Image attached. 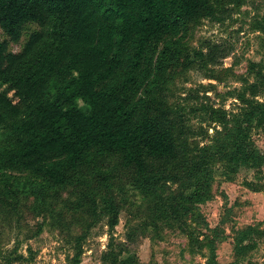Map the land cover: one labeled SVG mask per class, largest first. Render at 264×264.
<instances>
[{"label": "trees", "instance_id": "16d2710c", "mask_svg": "<svg viewBox=\"0 0 264 264\" xmlns=\"http://www.w3.org/2000/svg\"><path fill=\"white\" fill-rule=\"evenodd\" d=\"M228 4L227 0H0L4 128L0 210L7 204L16 211L21 194H34L42 207L46 198L54 201L52 192L71 184L77 173L116 157L119 168L131 174L133 187L153 200L145 212L147 219L128 228L127 242L134 243L150 227L158 230L163 222L188 236L192 253L208 246L206 264H219L214 240H201L187 221L188 203L210 195L217 163L223 164L228 176L241 168L254 169L258 181H248L247 186L263 190L264 152L253 132L264 131V98H259L264 97V64H259L253 81L243 80L241 87L228 91L242 104L238 112L202 103L199 121L223 125L203 147L196 146L194 138L207 131L191 123L193 110L170 104L149 87L180 63L213 70L212 76L218 78L215 66L223 64L231 48L207 39L188 54V47L179 48L180 42L169 41L168 36L187 32L204 19L225 21L233 12ZM32 23L46 26V31L31 32L23 50L13 52L11 42H18ZM162 41L155 61L149 51ZM155 66L159 74L154 73ZM146 82L148 88L141 91ZM15 171L35 178L17 184ZM96 176L98 182L108 179L102 172ZM170 183L179 186L174 189ZM191 186L195 190L185 196L183 190ZM108 194L101 186L85 193L88 205L83 209L92 219L88 230L100 222L109 227L103 264H133L128 244L116 243L113 237L120 208ZM263 237V229L249 227L238 251L255 245L244 244L246 240ZM81 252L70 260L72 264L80 263ZM0 258L4 260L0 264H11L10 257Z\"/></svg>", "mask_w": 264, "mask_h": 264}, {"label": "rangeland", "instance_id": "374dc122", "mask_svg": "<svg viewBox=\"0 0 264 264\" xmlns=\"http://www.w3.org/2000/svg\"><path fill=\"white\" fill-rule=\"evenodd\" d=\"M227 1L233 7V12L225 21L204 19L190 26L187 32L176 31L168 36L169 41L180 42L179 48L183 47L186 51L188 47V54L207 39L231 48L232 52L223 59V64L215 66L218 78L212 76L213 70L180 63L169 72H164L162 78L149 87L150 91L163 96L170 104L185 107L186 111L193 110L190 112L191 123L199 130L202 127L207 131L202 130L201 136L194 138L198 147L213 141L216 131L223 129L221 124L199 121L203 114L202 103L238 112L242 104L237 98L229 97L228 91L241 87L243 80L253 81L259 64H264V30L261 28L264 24V0ZM42 30L46 31V26L28 24L21 39L11 42L10 49L21 52L29 34ZM158 44L149 51L155 61L164 41ZM154 73L159 74L158 68ZM146 84L143 83L141 91L148 88ZM259 98L262 100L264 97ZM3 131L0 124V134ZM253 139L264 152V131L254 130ZM193 148L195 151L198 149ZM222 165L217 163L215 166L210 195L200 202L188 203L186 219L201 240H214L219 264L235 261L242 264L248 261L263 263L264 237L256 241L255 238L246 240V245L255 243L246 252L240 253L237 245L249 227L264 230V188L253 191L247 186L248 181H258L254 169L241 168L228 176L223 173ZM262 169L264 174V165ZM98 172L107 175L108 179L98 182ZM13 174L20 185L35 178L23 171ZM129 177L131 174L117 165L116 157H106L99 161L96 168L77 173L71 184L56 193L52 192L54 201L46 198L47 202L42 207L34 201V194H21L16 211L7 208V204L0 210V256L10 257L11 264H72L70 260L81 250L79 264H103L102 255L108 249L111 236L109 227L100 222L88 230L92 219L83 209L88 205L84 200L85 193L101 186L112 195L120 208L113 237L116 243L128 244L134 258L133 264H206L210 252L208 246L192 253L188 247V236L176 226L164 225L163 222L158 230L150 227L145 233L140 232L134 243L127 242L128 228L147 219V206L153 203L152 198L133 187ZM36 180L42 181L37 177ZM261 183L264 185V176ZM41 184L45 187V184ZM178 184L170 183V186L175 189ZM193 190L195 187L191 186L183 193L189 196ZM0 261L4 260L0 258Z\"/></svg>", "mask_w": 264, "mask_h": 264}]
</instances>
